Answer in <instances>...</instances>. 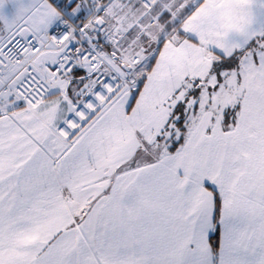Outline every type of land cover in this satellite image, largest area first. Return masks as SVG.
<instances>
[{"label":"crops","instance_id":"1","mask_svg":"<svg viewBox=\"0 0 264 264\" xmlns=\"http://www.w3.org/2000/svg\"><path fill=\"white\" fill-rule=\"evenodd\" d=\"M152 1L150 11L140 0L111 3L130 46L114 51L104 16V61L124 76L136 60L139 81L143 30L161 14L164 30L154 31L167 36L175 16L180 45L162 49L130 112L122 89L70 142L55 127L100 64L52 79L54 96L33 108L4 91L22 78L20 68L0 74V264H264V50L249 66L231 130L208 132L204 117L172 153L149 159L142 146L169 122L176 92L188 79L198 88L210 70L203 46L229 57L259 34L264 0ZM92 6L0 0V48L14 35H44L64 14L83 20ZM60 56L49 45L34 59L37 73L46 78Z\"/></svg>","mask_w":264,"mask_h":264},{"label":"built area","instance_id":"2","mask_svg":"<svg viewBox=\"0 0 264 264\" xmlns=\"http://www.w3.org/2000/svg\"><path fill=\"white\" fill-rule=\"evenodd\" d=\"M113 1L93 0L85 19L74 20L64 14L44 35H14L0 48V74L12 66H18L23 72L16 84L5 83L4 91L15 95L29 108L38 106L50 96L52 79L66 78L78 67L100 64L80 88L78 98L73 100L72 113L55 127L57 134L67 142L96 116L106 102L133 84L132 69L124 76L119 75L103 59L101 37L106 34V28L98 26L96 21L109 15ZM143 1L149 5L152 0ZM49 45L61 51V56L57 66H45L48 76L44 78L37 73L34 59Z\"/></svg>","mask_w":264,"mask_h":264},{"label":"rangeland","instance_id":"3","mask_svg":"<svg viewBox=\"0 0 264 264\" xmlns=\"http://www.w3.org/2000/svg\"><path fill=\"white\" fill-rule=\"evenodd\" d=\"M141 2L143 0H140ZM144 2V1H143ZM145 4V3H144ZM153 1H150L148 6V11L153 8ZM152 14V12H151ZM110 12L107 19L112 23L111 29L114 30L113 42L111 47L114 48L115 52H123L128 46L124 47V40L128 33V30L121 25L120 21H116V17ZM163 14L160 15L159 19L151 24V29H142L145 32L146 48L148 50V58L143 64V67L139 69L140 80L135 81L134 73L139 68V64L136 60L129 58V64L132 65V78L133 84L129 88H123L125 92H130L131 94V106L128 112L132 109L137 96H139L147 76L153 69L154 65L159 59L162 49L174 48L180 45L182 41L181 31L178 29L179 22L175 19V16L169 17V23L174 27L171 32L167 31L169 34L165 37L158 36L155 29L158 31H163L164 22H160ZM72 17V16H70ZM116 18V19H115ZM78 20V19H75ZM164 24V25H163ZM168 24V23H167ZM150 28V27H149ZM107 33V29H106ZM194 43V40L189 39ZM257 42H256V41ZM255 43V44H254ZM198 44V43H197ZM264 46V27L259 32V34L254 37L246 46L236 49L241 51L242 57L240 58L239 65L235 69L223 70L217 75V73L212 72V65L214 60H218L220 57H224L218 54L210 48L203 46V51L205 57L210 61L211 68L210 72H205L200 79H203L200 84V90L194 93V87H192V82L194 80L188 79L186 87L178 90V94L173 102L170 118L167 125L160 131L157 128L151 133V136L144 140L142 143L143 149L146 151V155H150L149 159L160 157L166 153L176 151L182 143L188 139L192 134L193 130L200 124L199 122L202 118H211L209 123L208 132L213 129L216 124H219L224 131L231 130L233 128L236 115L240 106V99L242 93H244L245 85L244 80L248 75L249 66L254 63L258 53L263 50ZM165 50V49H164ZM163 50V52H164ZM234 54V53H233ZM104 59V58H103ZM142 72V73H141ZM56 81H61L56 79ZM65 82L68 81L67 78L64 79ZM143 82V85L139 88V84ZM191 86V87H190ZM138 91V93H137ZM136 95V96H134ZM51 95L50 98H52ZM135 97V99H134ZM189 98L188 101L186 98ZM51 100V99H50ZM133 101V102H132ZM133 103V104H132ZM182 109V110H181ZM181 110V112H180ZM183 114L182 121L180 116ZM204 118V119H205ZM148 135V134H147ZM179 143V144H178ZM173 151V152H174Z\"/></svg>","mask_w":264,"mask_h":264},{"label":"trees","instance_id":"4","mask_svg":"<svg viewBox=\"0 0 264 264\" xmlns=\"http://www.w3.org/2000/svg\"><path fill=\"white\" fill-rule=\"evenodd\" d=\"M256 41V40H255ZM257 42V41H256ZM255 44V43H254ZM263 50H264V46H263ZM242 57L241 51L237 50L236 52H234V54H232L229 57H220L218 60H214L213 61V65H212V72L217 73V75H219V73L223 70H231V69H235L240 62V58ZM143 85V82H141L139 84V88ZM200 87L196 88L193 92L197 93L199 92ZM199 89V90H198ZM138 93V91H137ZM135 99V97H134ZM188 97L186 98V100L188 101ZM182 110V109H181ZM180 110V112H181ZM183 117V114L180 116V120L182 121L183 119H181ZM179 144V143H178ZM174 151V149H173ZM172 151V152H173ZM214 247H215V239L213 241Z\"/></svg>","mask_w":264,"mask_h":264},{"label":"water","instance_id":"5","mask_svg":"<svg viewBox=\"0 0 264 264\" xmlns=\"http://www.w3.org/2000/svg\"><path fill=\"white\" fill-rule=\"evenodd\" d=\"M96 23L98 26H101L103 24V21L102 19H97Z\"/></svg>","mask_w":264,"mask_h":264},{"label":"bare ground","instance_id":"6","mask_svg":"<svg viewBox=\"0 0 264 264\" xmlns=\"http://www.w3.org/2000/svg\"><path fill=\"white\" fill-rule=\"evenodd\" d=\"M154 2V1H153ZM147 5V4H146ZM179 26V25H178ZM8 42V41H7ZM74 73V72H73ZM75 75V74H74ZM89 77V76H88ZM85 79V78H84ZM82 80L80 79V82H81ZM84 82V81H83ZM79 84H81V83H79ZM78 88V87H77ZM134 96H136V95H134ZM138 97V96H137ZM133 102V101H132ZM133 104V103H132ZM127 106H128V104H127ZM130 106H131V102H130ZM129 107V106H128ZM130 108V107H129ZM137 135V134H136ZM68 142H70V141H68Z\"/></svg>","mask_w":264,"mask_h":264}]
</instances>
